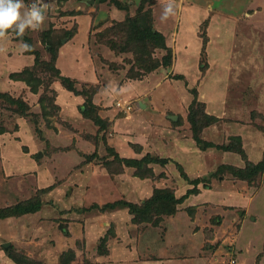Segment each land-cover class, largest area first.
<instances>
[{
    "label": "rangeland",
    "instance_id": "374dc122",
    "mask_svg": "<svg viewBox=\"0 0 264 264\" xmlns=\"http://www.w3.org/2000/svg\"><path fill=\"white\" fill-rule=\"evenodd\" d=\"M33 2L23 0L21 11ZM169 3L173 11L165 18ZM41 5L47 7L40 29L23 36L8 30L0 38V209L39 202L35 211L0 217V264H148L130 256L149 259L163 249L167 254L172 244L179 248L189 226L201 246L184 259L207 264L212 253L230 246L241 264L264 254V174L250 181L228 166L255 163L264 154V0ZM192 7L200 17L195 36L180 40L175 31L191 21L186 13ZM148 17L170 49L167 63L164 47L150 52V44L133 36ZM149 52L159 65L143 73ZM59 74L77 92L65 88ZM88 99L99 121L81 113ZM192 117L203 141L193 135ZM237 135L243 154L203 145L234 147ZM144 155L167 161L137 167L121 160ZM195 176L202 179L199 191L170 215L152 206L132 220L127 206L105 205L120 199L140 204L155 187L179 196Z\"/></svg>",
    "mask_w": 264,
    "mask_h": 264
},
{
    "label": "trees",
    "instance_id": "16d2710c",
    "mask_svg": "<svg viewBox=\"0 0 264 264\" xmlns=\"http://www.w3.org/2000/svg\"><path fill=\"white\" fill-rule=\"evenodd\" d=\"M133 36H134L135 40H137V41H142V43L146 42V43L150 44V47H151L150 52L153 50L154 47H164L167 50V52L162 56L161 60L164 61L165 63H167V61L170 58V51H169L170 49H169V47H167L165 45L164 36H163L162 32L153 28L152 18L148 17L145 25H142L140 28H136ZM48 45H49V48L52 50V52H54L51 42H48ZM28 50H29V48H28ZM150 52L147 55L148 57L146 59L148 61H147V64H144L143 73H146V72L150 71L151 69L156 68L159 65L158 60L152 61V58L150 56ZM35 53H37V52H35ZM146 53H147V51H146ZM35 57H36V55H35ZM54 58H55V54H52L51 59L53 60ZM27 71H28V69H27V67H25L22 70V72H20V73H16V74L11 73V75H12L11 77L16 76V78H17V76H19L21 73H25ZM176 75H179V74H175L174 76H176ZM58 76H59V78H61L62 83L65 86V88L76 91L72 85L71 80L66 78V76H62L60 74ZM178 78H179V76H178ZM32 91L35 92L36 89H34V90L32 89ZM40 98L41 97H39V99ZM194 99H195V97H193L192 102L194 101ZM16 101L22 106V109L25 107L27 108V105L24 103V101L18 100V99H16ZM92 108H94V105L90 102V99H88L87 102L85 104H83V106L80 107V111L85 117H90L94 121H99V119L95 117L96 115H93L91 113ZM211 118H214V120L218 119L215 116H212ZM200 126H201V124L198 121H196L195 118L192 117V131H193V135L196 138L197 142L203 141L202 139L199 138L198 134L196 135V132H199L198 130L200 129ZM233 137L236 138L238 142H240L241 138L239 135L233 136ZM203 145H213V146H217L218 148H221L223 150L235 151V152H239L241 154L244 153L241 142L238 143L237 146H234V147H232L230 144H212L211 142H206ZM121 160H123L128 165H135L137 167H139L141 165L142 161L148 162V161H157L158 160V161H162L163 163H165L167 161L166 158H154V157L148 156V155H144L139 159H137V158H121ZM228 166H229V169L231 170V172L234 176H237V177H240L242 179H247V180L251 181V180H254L258 174H260V173L264 174V154H263L262 158L255 163L246 162V164L244 166H235V165H228ZM188 180H189L188 181L189 183H192V186L188 187L185 190V192L181 193V195H179V196H175V194H173L174 192L170 188L155 187L153 189L152 194L140 204H136V203L128 201V200L120 199V200H116L115 202H107V203L105 202V205L110 207V208L114 207L116 204H123V205L127 206L129 212L132 214V217H131L132 220L136 219V215L139 216V214L147 213L149 211L150 207H152V206H154L156 210L170 215L176 211V204L181 203L186 197H188L189 194L197 193L199 191L197 184L200 181H202V179L198 176H195L194 178H191ZM203 184L205 185V182H203ZM205 186H207V185H205ZM35 203L38 205L33 204L32 206L31 205L23 206V204H15L10 210H8L6 212H4V211H2V209H0V217L9 216V215H21V214L26 213V212L35 211L38 209L39 202L36 201ZM94 206H96V204H94Z\"/></svg>",
    "mask_w": 264,
    "mask_h": 264
},
{
    "label": "crops",
    "instance_id": "0c3cea01",
    "mask_svg": "<svg viewBox=\"0 0 264 264\" xmlns=\"http://www.w3.org/2000/svg\"><path fill=\"white\" fill-rule=\"evenodd\" d=\"M194 8L195 7H192V11H191V13H186V17L187 18H189V19H191V21L190 22H187L186 24V27H184V29L183 30H181V31H179L178 30V26H177V30L175 31V34L177 35V37H179L180 38V40H184V38L186 37L187 38V36L189 35V36H191V37H193V36H195V35H193L194 34V31H195V25L200 21L199 20V16H197V10H196V12L194 11ZM197 8V7H196ZM181 13V12H180ZM185 12H183V9H182V14H184ZM226 22H228V23H230L229 21H226ZM210 27V26H209ZM154 28H156V27H154ZM157 30H159V28L157 27L156 28ZM160 32H161V30H159ZM191 34V35H190ZM248 35H249V33H247ZM234 37H237V36H234ZM240 37H241V34H240ZM209 38H211V37H209ZM239 38V37H238ZM236 39V38H235ZM228 41H225L224 43L226 44ZM223 53H221L222 54V56L224 57L223 59H226L227 58V54H226V52L225 51H222ZM220 83V82H219ZM226 88V87H225ZM221 93H222V91H221ZM225 94V92H223V94L222 95H224ZM222 95H220L219 96V98H221V99H223L222 98ZM226 95V94H225ZM220 99V100H221ZM219 106V105H218ZM222 106H223V104H220V106H219V110H218V116L215 114V116L216 117H218V118H221V116H223V114H221V112L223 111L222 110ZM211 113V112H210ZM233 113H236L235 111L233 112ZM240 113H242V111L240 110ZM177 115V114H176ZM177 117H178V115H177ZM238 119H243L244 117H240V116H236ZM220 120V119H219ZM237 120V119H236ZM233 125H238L237 123H235V124H233ZM240 126V125H239ZM242 141H243V146L244 147H246V145H245V142L246 141H248V140H246V139H242ZM179 149V148H178ZM178 212H176L175 214H174V216H172V219H173V217H175V219H178V217H177V214ZM172 222H173V220H172ZM171 223V222H170ZM187 224H188V226L190 225L189 224V222L187 221ZM187 229H188V227H187ZM189 230H190V234L188 235V233L186 234V236H185V240H184V242L182 241V242H180V243H178V244H181V246L179 247V248H176V249H174L175 247H174V245L172 244V245H170V247H168L165 251L167 252V254L166 253H162V251H164V249L163 250H161V252L160 253H157V254H155L156 255V257H151V258H149V259H146V258H134V257H132V256H130V262H132V261H146L148 264H149V262L148 261H150L151 262V264H204L202 261H200L201 259H199V261H190L189 259H187L188 257H189V255L184 259V255L186 254V252H188L189 254H190V252H189V250H191V248H200V246H201V241L199 240L198 242H196L195 243V241H196V234H197V231L196 230H191L190 229V226H189ZM182 235H183V233H182ZM179 238H181V237H179ZM195 238V239H194ZM191 242H194L193 244L191 243ZM175 244H177V242H175ZM177 244V245H178ZM166 245V244H165ZM182 246H185V248H183ZM187 248V249H186ZM169 249H174L175 251L173 252H169ZM177 250V251H176ZM184 250H186V251H184ZM198 252H199V250H198ZM214 252V251H213ZM215 253H217L216 251L214 252V253H212V256L211 257H214L215 256ZM169 254V255H168ZM264 254H262L260 257H258L256 260H254V261H252L251 263H249V264H252L253 262V264H260V259H261V257L263 256ZM178 257H180V259L178 258ZM159 259V260H158ZM256 261V262H255ZM238 263L239 264H241L242 262L239 260V258H238ZM87 264H90V263H87Z\"/></svg>",
    "mask_w": 264,
    "mask_h": 264
},
{
    "label": "clouds",
    "instance_id": "9594fccd",
    "mask_svg": "<svg viewBox=\"0 0 264 264\" xmlns=\"http://www.w3.org/2000/svg\"><path fill=\"white\" fill-rule=\"evenodd\" d=\"M46 5H41V0H35L25 8L23 0H0V38H5L8 30H12L17 36H23L26 29L38 30L45 20ZM173 11L171 3L166 7L164 17L166 18ZM30 46L23 45L24 49Z\"/></svg>",
    "mask_w": 264,
    "mask_h": 264
},
{
    "label": "built area",
    "instance_id": "2783aa9c",
    "mask_svg": "<svg viewBox=\"0 0 264 264\" xmlns=\"http://www.w3.org/2000/svg\"><path fill=\"white\" fill-rule=\"evenodd\" d=\"M117 104L121 102L117 100ZM207 264H238V256L236 249L230 246L226 251H222V253H218L213 257V259Z\"/></svg>",
    "mask_w": 264,
    "mask_h": 264
},
{
    "label": "water",
    "instance_id": "95a60500",
    "mask_svg": "<svg viewBox=\"0 0 264 264\" xmlns=\"http://www.w3.org/2000/svg\"><path fill=\"white\" fill-rule=\"evenodd\" d=\"M91 1H93V0H91ZM140 105L141 106H144V103H142V102H140ZM168 116L171 118V119H173V120H175V119H177V115L176 114H168ZM39 154H40V152H39ZM9 245V242L8 241H5L4 243H3V246H8Z\"/></svg>",
    "mask_w": 264,
    "mask_h": 264
}]
</instances>
